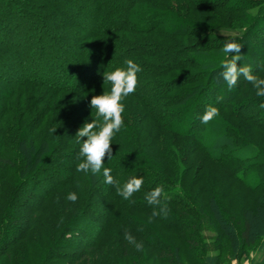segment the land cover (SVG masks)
I'll list each match as a JSON object with an SVG mask.
<instances>
[{
    "label": "trees",
    "instance_id": "1",
    "mask_svg": "<svg viewBox=\"0 0 264 264\" xmlns=\"http://www.w3.org/2000/svg\"><path fill=\"white\" fill-rule=\"evenodd\" d=\"M57 11L85 29L72 44L58 19H34ZM231 41L264 78V0H0V264H264V97L220 76ZM127 59L143 83L121 101L110 185L103 170L76 171L67 119L24 88L79 95L66 108L84 124L110 88L103 73ZM208 106L218 115L203 124ZM133 176L143 184L125 200L117 189Z\"/></svg>",
    "mask_w": 264,
    "mask_h": 264
},
{
    "label": "clouds",
    "instance_id": "2",
    "mask_svg": "<svg viewBox=\"0 0 264 264\" xmlns=\"http://www.w3.org/2000/svg\"><path fill=\"white\" fill-rule=\"evenodd\" d=\"M240 49L241 44L235 41L224 44L223 53L230 54V58H226L222 62L220 76L229 89L236 85L238 78L243 76L256 89V95L264 97V78L255 74L251 66L242 62ZM238 61H241L239 65ZM124 65L103 73L104 82H108L110 88L92 96L90 106L95 109L96 118L91 119L90 122L85 121L76 133L80 144L79 163L76 165V171L83 172L85 175L89 173L96 175L103 170L104 182L110 185L116 184L117 181L112 175V169L104 166V158L106 154L108 157L112 156L113 138L124 123L122 113L125 111V105L121 101L136 91L137 74L142 71L140 64L132 59H127ZM260 107L264 108V103ZM217 115L218 108L208 106L200 119L203 124H207ZM142 184L143 177L133 176L123 184L122 188L117 189L118 194L127 200L133 193L140 191ZM163 191L161 186L155 187L147 194V202L150 205L159 204ZM66 199L75 202L78 199L77 193L75 191L68 192ZM161 211H165V209L161 208ZM126 238L132 239L130 236ZM137 247L140 246L137 245Z\"/></svg>",
    "mask_w": 264,
    "mask_h": 264
},
{
    "label": "rangeland",
    "instance_id": "3",
    "mask_svg": "<svg viewBox=\"0 0 264 264\" xmlns=\"http://www.w3.org/2000/svg\"><path fill=\"white\" fill-rule=\"evenodd\" d=\"M34 19H35V21L37 23H40V22H43L44 20H46L45 23L47 24V26L50 25L51 22H54V21H56L58 19L60 21V24H61V30H64V32L61 31L60 35H56V36H58V37L60 36L59 41H61L63 43H66L68 41L69 44H72V38L71 37H78L79 35H83L85 33V29H83L82 27L74 25L75 18H73L71 16L63 17L61 11L55 12V17L52 20L51 19H44L42 17V15L39 16V18L37 17V18H34ZM47 28L49 29L51 27L49 26ZM49 32H50V30H49ZM36 33L38 34L37 30H36ZM140 35L128 33V36L126 38H129V40L130 39L131 40H133V39H137L138 40L141 37L145 36V35H142V34H140ZM227 35H229V34H227ZM91 52H94V53L96 52L97 53V51H91ZM108 63H109V61H106L105 65H107ZM119 63L123 64L122 61H119ZM142 83H143L142 80L137 81V87L140 86ZM26 86H27V88H24V89L30 90V88H31V90H32V91H30L31 92V96H33V98L35 100H36V98L39 100V101L36 100V104H37L36 108H37V110L42 112L43 109L46 111L49 108H51V109L55 108L56 110L53 109V110H55V117L54 118H56V116L58 115L60 119H64V118L67 119L66 128H67V130H69V131H71L73 133V135H72L73 139L76 138L77 137L76 136L77 131L79 130V128L81 126H83L84 117H82V115H78V116L74 115L67 108H69L68 106H69V101L70 100H73L74 103L77 102V100L79 101V95H74L73 99H70V98L67 97L68 99H67V103H66V100H65L66 98H64V95L67 94V93H65V92L62 93L61 95H59L58 93H56V92L54 93V91H50L49 89H45L44 87H40L39 88V87H35V85H30V84H28ZM0 87H2V86H0ZM148 89L149 90L151 89L150 85L148 86ZM97 91H98V89H97ZM152 91L153 90H150V92H152ZM156 94L157 93L155 92L154 96H156ZM154 96H152V98ZM156 98L154 97L155 100H156ZM157 100H158V98H157ZM167 115L169 117L170 112L167 113ZM44 118H43V120H44ZM82 120H83V122H82ZM56 121L57 120H55V122ZM39 123L41 125H40V127H38V131L37 132H40L42 134L43 128H45V126H43L41 121H39ZM61 124H62V122H61ZM52 126H53V123H52V125L50 127H52ZM77 140H78V137H77ZM222 264H248V262H247L246 259L241 258L239 260H229V261L223 260Z\"/></svg>",
    "mask_w": 264,
    "mask_h": 264
}]
</instances>
